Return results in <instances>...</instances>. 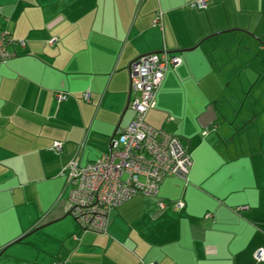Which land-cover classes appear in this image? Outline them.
Masks as SVG:
<instances>
[{
  "label": "crops",
  "instance_id": "obj_1",
  "mask_svg": "<svg viewBox=\"0 0 264 264\" xmlns=\"http://www.w3.org/2000/svg\"><path fill=\"white\" fill-rule=\"evenodd\" d=\"M191 1L0 0V31L24 41L0 62V264H264V0ZM162 50L181 62L145 119L186 146L188 181L84 230L63 169L110 151L133 117L130 63Z\"/></svg>",
  "mask_w": 264,
  "mask_h": 264
},
{
  "label": "built area",
  "instance_id": "obj_2",
  "mask_svg": "<svg viewBox=\"0 0 264 264\" xmlns=\"http://www.w3.org/2000/svg\"><path fill=\"white\" fill-rule=\"evenodd\" d=\"M208 1L193 0L190 4L205 9ZM159 21L158 12L154 23ZM55 41L51 38L49 44ZM14 42L24 45L23 40L13 38L8 31H0V62L9 56L7 47ZM180 62L179 56L166 50L150 52L133 60L128 70V107L133 111L132 119L117 130L108 153L83 165L71 159L64 167L69 182V214L82 229L104 233L109 214L115 207L137 194L156 197L159 184L166 177L176 176L188 181L193 161L186 146L178 136L152 127L145 119L155 105L165 73ZM67 95L56 92L55 98L62 101ZM84 96L89 98L87 93ZM52 147L58 152L61 143L54 141ZM168 205L182 209L184 202L177 200L167 204L158 199L159 208ZM254 257L257 261L264 260V246L255 251Z\"/></svg>",
  "mask_w": 264,
  "mask_h": 264
}]
</instances>
